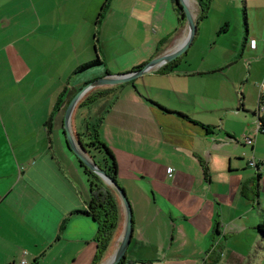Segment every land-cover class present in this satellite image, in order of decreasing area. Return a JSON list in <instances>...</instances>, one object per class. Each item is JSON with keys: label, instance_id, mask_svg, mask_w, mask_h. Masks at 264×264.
<instances>
[{"label": "crops", "instance_id": "0c3cea01", "mask_svg": "<svg viewBox=\"0 0 264 264\" xmlns=\"http://www.w3.org/2000/svg\"><path fill=\"white\" fill-rule=\"evenodd\" d=\"M227 1L226 7L239 2ZM104 2L0 0V37L24 44L9 63L12 75L5 77L0 70V264L22 259L26 264H93L97 224L70 214L87 209L91 185L66 143L65 107L83 83L134 70L186 32L172 0H110L99 17ZM249 2L241 0L246 10L242 22L240 16L221 15V41L233 37V42L221 46L214 61L193 66L186 59V51L204 37L202 17L181 56L121 88L101 87L112 101L99 126L100 138L115 157L117 181L132 209L124 255L129 264L264 262V235L256 228L264 219V165H249L251 159L264 160V134L254 133L255 112L245 107L242 92L252 82L259 102L264 35L250 33ZM76 18L78 28L85 22L82 33ZM259 24L263 32L264 16ZM252 38L255 48L249 46ZM29 44L44 52V61L27 63L22 50ZM97 56L105 69L65 80ZM137 79L141 87L160 83L164 90L168 81V97L142 94ZM64 88L63 103L46 125ZM245 134L252 135V144L242 142ZM118 203L119 227L105 257L122 229Z\"/></svg>", "mask_w": 264, "mask_h": 264}, {"label": "rangeland", "instance_id": "374dc122", "mask_svg": "<svg viewBox=\"0 0 264 264\" xmlns=\"http://www.w3.org/2000/svg\"><path fill=\"white\" fill-rule=\"evenodd\" d=\"M81 1H85V0H81ZM50 3H52V2L50 1ZM227 3H228L227 0H210L209 8L207 10V16L204 17L202 20H200V24L202 26V31H203L204 37L199 38V40L196 41L188 49V51H186V52H188L186 59L193 66L202 65L203 62L208 64L211 61H214L215 57L218 55V52L221 51V46L229 45L230 42L233 40V37H232V39L226 38V39H224L225 41H221V37L218 33V30L221 28L220 27L221 26V15H223L226 12L227 16H232V17L233 16H240L241 22H242V16H245L246 10H245L244 5L241 3V0H239V2H236V3L231 2V7H226ZM263 3H264V0H250L249 5L247 7L248 14H249V21H250V33L254 36L264 35V30H263V32L261 31V26L259 24V19L261 18V16H264V11H262L260 9V7ZM196 4H197L198 12L195 11V14L199 17L200 8H199L197 1H196ZM239 4H240V6H239ZM233 6L236 7L235 12H233V8H232ZM239 9H240V11H239ZM232 17H231V19H233ZM78 20L79 19L76 18L74 20V23L77 24ZM242 24L244 25V23H242ZM262 27L264 29V24ZM69 28H71V25H69L67 29L70 30ZM73 28H74V25H73ZM78 29H80V31H81L80 33H82L85 30V22H82L80 24L79 28H78V24H77V32H79ZM242 29H244V31H246L245 25L242 26ZM54 36L57 37L56 34ZM51 39L52 40H50V44L54 45L55 39L53 37H51ZM78 39L79 38H77V40ZM34 40H36L35 37L32 39V41H34ZM9 41L10 40L5 41L4 39H2V37H0V70H1V75L5 76V77H10L12 75L11 70L8 67H9L10 61H14L16 59L17 50L20 49V46H22L24 48V44L22 45L21 41L15 42V44H10ZM23 54L26 56L27 63H30V61H31L33 64H39L42 61H44V52L32 44H29L26 51L22 50V55ZM42 67H43V69L46 68V66H44L43 64H42ZM101 68L105 69V66L99 65V66L93 67V69L91 68V69L85 70V71L78 73V74H75V75L84 74V73L91 71V70H96V71L101 70ZM259 72H260V70H259ZM50 73H52V70L49 71V74ZM75 75L73 73V75L67 76V78H65V80H69L71 83L72 79L74 78ZM139 80L140 79H137L134 82H135L136 86H138V88L140 89V92L142 94L146 95L149 92L150 95L159 94L164 98L168 97L169 93H167V92H170V89H171L168 81H166L164 83V85L166 86V90H164L161 88L160 83H159V85H153V84L146 82V86L144 87L142 85V87H141V81H139ZM129 83H131V82H129ZM251 83L252 82L245 85V91L242 88V92L244 95L243 102H244V105L246 108L253 110L255 112V116L253 117V119H254L253 123H255V127H256L257 116L258 115L260 117L264 116V107L262 108V110H261V107H260V110H258V107L261 106V104L258 102L257 90H256V94H255V92H254L255 87ZM262 83H264L263 79L260 80V82H259L260 85L257 84V86H259L261 88L263 86ZM84 84L85 83H83L81 86H83ZM81 86L76 88L75 93L78 91V89ZM117 87L121 88V84H118ZM125 88H128V90L131 89L130 85L125 86ZM90 92H94V90L89 91V93ZM238 95L240 98L241 94L239 93ZM111 98H112L111 95H109L107 97H104V96L103 97L102 96L97 97V99L93 103L89 104L86 107H83L81 109L80 113L78 111L75 112V114L72 116L73 121L71 122L72 126H73L72 130H73V133L75 136H76V132H75L76 129H78L80 132H82L85 129L86 124H89V126L92 127L93 124L96 123L97 118L100 115H103L105 109H107L108 105L111 104V101H112ZM263 105H264V101H263ZM247 116H250V114L247 113ZM210 121H215V119L212 117ZM217 121H218V119H217ZM235 127H238V125H236ZM97 159L101 163H103L102 162V159H103L102 155L99 154L97 156ZM237 237H239V236H237ZM261 259H264V256H262ZM263 264H264V262H263Z\"/></svg>", "mask_w": 264, "mask_h": 264}, {"label": "trees", "instance_id": "16d2710c", "mask_svg": "<svg viewBox=\"0 0 264 264\" xmlns=\"http://www.w3.org/2000/svg\"><path fill=\"white\" fill-rule=\"evenodd\" d=\"M110 0H105L103 3L99 17H102V13L107 9ZM173 4L175 5V11L179 15L181 19V23L184 24L185 18L181 7L178 5L177 0H172ZM201 13L199 15V19L205 17L207 14V10L209 8L210 0H196ZM223 28H221L222 30ZM103 61L97 56L92 60H89L85 63L78 65L73 73L78 74L85 70L91 69L93 67L102 65ZM143 65V64H142ZM141 66V65H140ZM139 66V67H140ZM136 67L135 69L139 68ZM76 91V90H75ZM66 88H64L57 97V100L53 107L52 115L49 117L47 124L49 121L52 120L53 114L59 110L61 104L63 103ZM108 93V89L97 88L94 89V92H90L87 94L77 105V109L86 107L89 104L93 103L97 97L105 96ZM73 95V94H72ZM71 95V96H72ZM164 111L170 112V110L163 108ZM77 110V111H78ZM177 113V112H176ZM180 116L187 117L184 114L177 113ZM103 115L97 118L95 124L92 127L89 124L85 125V129L82 132L76 131V137L79 142L83 145L87 153L94 159V161L105 170V172L111 176L117 183L116 177V160L111 151V149L107 146V144L100 138L99 134V126L102 122ZM260 120V129L258 133L264 134V117H259ZM203 128L206 130L210 127L209 125L201 124ZM102 155L103 159L101 163L98 159V155ZM80 162V161H79ZM82 168L86 172V174L90 178V192L91 197L87 205V209H77L73 210L70 214H81L88 217H91L97 224V232L94 237L96 242V252L93 259V264H99L103 259H105V254L107 252L108 247L114 241L117 230L119 227L120 221V207L118 203V198L115 192L112 190L111 187L107 186L98 176H96L93 172H91L87 167H85L80 162ZM257 168L259 167L256 166ZM66 220H63L60 225V230L65 227ZM257 230L264 235V219L263 221L256 226ZM31 264H36V261L32 262ZM117 264H129L127 263L126 256H124Z\"/></svg>", "mask_w": 264, "mask_h": 264}, {"label": "water", "instance_id": "95a60500", "mask_svg": "<svg viewBox=\"0 0 264 264\" xmlns=\"http://www.w3.org/2000/svg\"><path fill=\"white\" fill-rule=\"evenodd\" d=\"M177 3L181 7L184 14V31H186V33L183 34V38L180 39L179 42H177L174 46L165 49L160 54L152 57L137 69L120 74H107L85 82V84L81 86L71 97L64 110L63 128L68 147L85 167L98 176L107 186L112 188L120 201L123 211V224L121 232L118 236V242L113 251L99 264H117L124 257L132 235V209L131 204L121 186L94 161L74 135L71 123L73 112L78 102L89 91L101 87L123 84L145 74L152 73L167 63L175 60L186 51L195 37L198 16L191 11L186 0H177Z\"/></svg>", "mask_w": 264, "mask_h": 264}, {"label": "built area", "instance_id": "2783aa9c", "mask_svg": "<svg viewBox=\"0 0 264 264\" xmlns=\"http://www.w3.org/2000/svg\"><path fill=\"white\" fill-rule=\"evenodd\" d=\"M256 44H257L256 39L252 38V39L249 40V46H250L251 48H255V47H256ZM263 101H264V89H263V91L261 92V94L259 95V103L261 104V106L258 107V110H260V107H261V110H262V108L264 107V105H263ZM259 117H260V116L258 115V116H257L256 127H255V130H254V133H258V131H259V129H260V125H261V123H260ZM241 140H242V142L245 143V144H252V142H253V137H252V135H250V134H245V135L242 136ZM258 164H259V165H264V160L256 161V160H254V159H251V160L249 161V165H250V166H254V167H256V166H258ZM171 170H172V168H169V169H168L169 172H170ZM263 175H264V172H263ZM18 264H26V261H25L24 259H22Z\"/></svg>", "mask_w": 264, "mask_h": 264}, {"label": "bare ground", "instance_id": "6f19581e", "mask_svg": "<svg viewBox=\"0 0 264 264\" xmlns=\"http://www.w3.org/2000/svg\"><path fill=\"white\" fill-rule=\"evenodd\" d=\"M186 2L188 4L189 8L191 9V11L195 14V8H196V2H195V0H186Z\"/></svg>", "mask_w": 264, "mask_h": 264}]
</instances>
